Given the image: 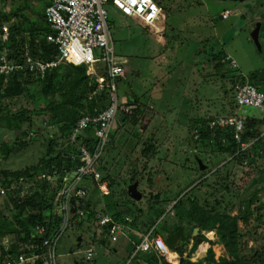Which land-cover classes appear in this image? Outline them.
<instances>
[{
  "label": "rangeland",
  "instance_id": "374dc122",
  "mask_svg": "<svg viewBox=\"0 0 264 264\" xmlns=\"http://www.w3.org/2000/svg\"><path fill=\"white\" fill-rule=\"evenodd\" d=\"M44 3V0H0V13L10 14V21H2L3 28H10L14 21L21 22L26 28L32 23L44 28L46 23L41 18ZM160 3L164 12L159 35L135 16H125L117 8L109 7L115 54L126 67L124 79L118 81L120 99L128 101V97L137 96L139 105H144L145 110L137 125L123 122L122 116L114 123V140L102 156V172L113 181L110 196H102L96 189L86 198L96 213L110 210L117 214L115 201L132 207L133 211L139 209L140 214L130 215L135 218L134 225L140 233L132 231L129 236L105 237L96 222L85 219L80 225L78 220L81 219L71 216L56 246L57 264H75V261L79 264H164L161 257L149 261L148 253L139 252L132 257L133 242H138L145 230L154 225L164 238L182 234L184 255L191 254L192 261L204 258L210 246L214 248L216 258L223 256L224 248L218 235L210 232L208 235H214V239L200 240L193 250L201 236L197 233L198 227L192 231L188 228L187 214L192 207V198L237 216L240 255L251 264H264V108L245 107L241 113L234 102V88L240 80L249 81L247 75L256 71L264 81V0H162ZM223 8L232 11L228 19L220 16ZM255 21L263 23L258 42L252 39L250 32ZM166 29L171 44L183 48L176 53L179 67L172 66L167 58L169 37L166 39ZM50 33L40 30L37 39L45 36L48 39ZM206 39L208 43H203ZM2 50L0 46V52ZM219 52L228 54L237 64L233 65L225 54L221 59L225 65L218 67L214 57ZM63 64L67 67L58 70L55 78L62 89L61 94L44 91L45 83L41 80L28 84V94L11 99L3 98L0 92L1 109L5 107L10 112L27 110L33 123L30 124L26 116L14 117L11 113L4 117L5 120L0 119V160L3 159L1 148H5L6 142H14L21 132H26L23 140L29 141L28 145L1 161L0 168L17 170L38 164L41 158L48 157L51 142L55 143L53 154L64 148L65 135L62 136L58 123L49 119L45 111L48 106L59 104L68 97L75 70L70 63ZM67 68L72 76L62 80ZM155 78L159 79L155 82ZM162 80L164 87L160 84ZM183 81L192 85L190 97L184 95L186 86L180 84ZM236 112L246 117L248 126H252L260 138L258 143L252 140L258 137L248 141L249 156L242 163L237 162L234 154L222 149L225 139H222L223 145H218L213 136L191 139L193 120L210 121ZM191 143L195 145L194 149H191ZM168 144L173 145L170 155L165 148ZM161 146L163 148L159 150ZM193 150L209 164L204 172L198 169ZM133 164L141 174L140 200L133 199L128 193L127 181ZM41 174L33 177L30 193L43 182ZM156 181L161 184V190L164 189L160 192V202L152 197L160 191L155 189ZM14 191L16 189L11 188L0 196V224L6 225L7 229L18 227L14 216L17 211L8 203ZM105 203L111 204L110 209ZM85 206L84 200L81 208L84 210ZM79 231L82 238L77 247L75 240ZM4 236L18 246L17 250H22L29 242L22 240L24 235L14 232H0V241ZM104 240L107 241L104 243ZM124 241L128 242L125 244ZM204 242H209V246L202 247ZM90 245L96 248V255L94 260L86 261L85 252ZM201 248L205 250L203 255L198 253Z\"/></svg>",
  "mask_w": 264,
  "mask_h": 264
},
{
  "label": "built area",
  "instance_id": "2783aa9c",
  "mask_svg": "<svg viewBox=\"0 0 264 264\" xmlns=\"http://www.w3.org/2000/svg\"><path fill=\"white\" fill-rule=\"evenodd\" d=\"M45 18L51 28L49 41L57 47L58 54L54 59L46 60L34 57L29 48H25L22 60L8 57L7 51L0 52V74L6 78L20 72H31L44 78L49 70L63 63L75 65L85 64L88 71L94 75L97 89L108 90V102L95 112H83L68 132L64 154L70 155L74 165L70 169L45 170L40 178L54 190L50 198L52 208L47 214L50 221L47 224H37L33 227V241L26 242L23 249L12 252L13 242L8 236L0 241V264H57L56 246L66 230L71 216L81 219L86 214L81 206L92 188L99 194L107 196L111 193L110 180L105 177L100 166L102 156L111 142L112 130L118 117L132 113L135 105L120 99L118 81L126 75L124 61L116 56L112 32L109 24V7L117 8L125 16H135L152 29L155 35L162 32L163 6L157 0H44ZM229 10L222 13L226 18ZM3 41H7L9 30L3 28ZM230 59V57H227ZM231 60L236 65L235 60ZM92 96V94H91ZM236 110L255 107L264 108V90L250 81L236 84L234 88ZM242 113V112H241ZM211 128L230 129L233 139L241 144L240 151L247 150L248 142L242 140L246 130V117L239 114L219 116L210 122ZM195 137L199 134L195 130ZM253 143L255 139H252ZM39 173V174H40ZM35 179L21 176L16 184L6 186L0 179V196L9 189L19 188V195L24 197ZM76 202L77 211L72 212V203ZM102 210V209H101ZM58 224L54 220H59ZM96 222V227L103 231L107 227L109 237L127 236L132 231L133 216L126 214L117 219L113 213L99 211L89 219ZM215 231V230H214ZM198 233V232H197ZM208 239L207 230L201 232ZM140 241L134 242L135 257L138 252L155 251L159 257L171 264H179L181 254L173 250L165 238L156 232L155 225L147 228ZM41 250L39 251V249ZM172 254L175 257L172 258ZM96 255L93 245L85 252V260L92 261ZM185 256V255H184Z\"/></svg>",
  "mask_w": 264,
  "mask_h": 264
},
{
  "label": "trees",
  "instance_id": "16d2710c",
  "mask_svg": "<svg viewBox=\"0 0 264 264\" xmlns=\"http://www.w3.org/2000/svg\"><path fill=\"white\" fill-rule=\"evenodd\" d=\"M45 5V3H44ZM45 7L43 6V11L41 13L42 22H44V28L41 27L37 23H32L29 25L28 28L24 27L21 22H15L13 23L9 30V37L7 41H3L2 37L0 36V46L2 51H7L8 57L11 59H15L17 61L22 60V55L24 52V49L27 47L30 49L32 55L37 58L51 60L54 59L57 54V47L54 43L50 42L47 37L38 40L37 37L40 34V30H46V32H51V28L49 27L46 18H45ZM0 33H3V22L10 21V14H6V12L0 13ZM1 35V34H0ZM223 50V49H222ZM1 51V52H2ZM225 52V51H224ZM218 54V55H217ZM214 59H216L217 66L222 67L225 65L224 62L221 61L225 54L222 55L221 52L217 53ZM70 65L74 68L75 72L73 74L72 83L67 91L68 97L64 99L59 104L48 106L45 111L47 114H49V119L55 120L56 123H58L59 132L62 134V136L65 135V141L68 135V132L71 130L73 125L76 123L78 118L81 116L83 112H95V109L101 110L103 109L107 102H108V90H98L97 89V82L95 81L94 75L88 71V67L85 64L82 65H75L73 63H70ZM67 67L64 64H60L58 67L53 68L52 70H49L44 78H40L36 75H33L31 72H20L12 74L10 77L6 78L4 75L0 74V92H2L3 98L5 99H11L12 97H16L23 94H28L29 86L28 84H32L34 81L41 80L45 83L44 85V91H53L55 94H61V90L59 85H57L55 78L58 74V70L61 68ZM67 71H64V78H67L68 76H72L71 72H69V69H66ZM258 73L255 71L247 76H250V82L257 85L259 88L264 90V81L263 79H260V77L257 76ZM241 83L246 82V80H240ZM263 86H262V84ZM92 94V96H91ZM128 102L136 105L134 111L129 114H125L122 116L123 122H129L133 125H137L139 121H141V118L143 117V113L145 110V106L139 105L138 102H140L139 98L137 96L134 97H128ZM2 102L0 103V105ZM236 107V106H235ZM0 112L2 115H0V119L5 120L4 117L9 115H13L14 117H27V121H30V124L32 123V115L27 110L17 111V112H10L7 108H0ZM30 114H27V113ZM215 120V119H214ZM214 120H201L196 119L192 121V126L190 127V133H191V139L193 140L195 137V130L198 131V138L200 139H209L212 136L215 138V142L218 145H223L222 139H225V142L222 147V149L228 153L234 154L237 159V162L240 161L241 163L244 161L243 159H248L247 150L245 151H239L241 148V144L237 143L233 137L232 133L230 132V129H222L220 127L218 128H211L210 122ZM208 122V123H207ZM206 125V127H205ZM255 133V130H253L252 126H248L246 121V130L243 133L242 140L244 142H248L250 139L254 137H258L255 142L258 143L259 136ZM26 136V132H21L17 135V138L14 142H6L5 148H1L3 153V159L0 160V162L6 160L8 156H10L11 153L16 152L18 149L23 148L24 146L29 144V141L23 140ZM111 141H113V134L111 135ZM150 138V137H149ZM197 139V138H196ZM195 140V139H194ZM193 140V141H194ZM197 142V141H195ZM57 143V141H56ZM54 142H51V146L49 149V153L47 154L48 157H43L40 159L38 164L32 165L29 167H25L23 169H17V170H9L0 168V179L6 186H10L12 184H16V182L19 180L21 176H25L28 178L35 177L36 174H39L42 171H45L47 169L53 170V166L58 167L59 169H63L64 167H68L70 169L72 165H74L70 155H65L64 153L67 151L70 152L68 148L62 147L61 151L58 153L53 154V146ZM191 149L195 148L194 144H190ZM3 147V146H2ZM52 147V148H51ZM148 152H151L150 150ZM158 152V150L156 151ZM193 152H196L199 154L196 150H193ZM192 152V154H193ZM204 159V158H203ZM205 161V160H204ZM207 163V162H206ZM208 164V163H207ZM209 165V164H208ZM101 170L103 168L102 163L100 166ZM138 168L136 164L132 165L131 173L134 174V176L129 177L130 180L134 181L137 173ZM204 172V171H203ZM131 175V174H130ZM109 179V177L105 176ZM110 180V179H109ZM115 180V179H114ZM110 184H112V181L110 180ZM95 191V188H92L90 191L93 193ZM8 203L12 204L14 206V209L17 211V213L14 214L15 221L18 223V227H10V229H7V226L0 224L1 230L0 232H11L16 234H22L24 235L22 238L23 241L31 242L33 241L32 232L33 227L37 224H47L50 220V215L47 214L48 211L52 208V203L50 202V198L53 196L54 190L50 189L48 184L45 182H41L38 187L34 189L30 193H28L21 197L19 195V188H16V191L12 192ZM15 193V194H14ZM111 194V193H110ZM107 195V196H110ZM153 198L157 199V202H160V198L162 199V194L156 193L152 196ZM192 207L189 213L187 214L188 221H189V230H193L194 228H199L198 235L202 241L207 240L205 235H203L201 232L203 230H207V233H213L215 230L216 235L219 237L220 243L223 245L224 248V254L223 256H220L219 258H216L215 250L212 246H210L207 250L206 256L203 258H200L196 261H192L190 258L191 254H188V256H184L185 250L183 249V243H181V236L182 234L178 235H169L165 237L166 242L168 245L175 251L179 252L181 254L180 263L179 264H251L246 258L240 255L239 253V238H240V231H239V219L235 215H231L228 212H221L217 210L215 207L212 206H206L200 203V201L197 199L192 198L191 200ZM85 216L81 218L79 221V224L81 225L85 219H90L95 215V208H93L92 205H90L87 202V199H85ZM114 206L116 208L117 214L113 213V215L119 219L122 216L126 214H132L135 215V211H133V208L128 205H123L119 201L113 202ZM108 203H105V206L107 209H110ZM109 207V208H108ZM138 211L139 209H135ZM111 212L110 210H108ZM112 213V212H111ZM124 214V215H123ZM59 220H54L55 224H58ZM135 218L133 217L132 225L136 224ZM135 226V225H134ZM108 230L107 227L101 231L102 235L105 237H108L107 234ZM157 232V229H156ZM158 233V232H157ZM198 238V239H199ZM140 239V238H139ZM104 240L103 242L105 243ZM140 241V240H138ZM208 241V240H207ZM198 243L195 244L193 247V250L196 249V246L199 245ZM205 243V242H204ZM18 246L16 244H13L12 246V252L17 251ZM41 248L39 249V251ZM194 251L191 250V253ZM139 253V252H138ZM138 253L136 255H138ZM148 253V256L150 257L149 261L152 259H159V255L155 251L150 252H143ZM164 259V258H162ZM148 260V259H147ZM164 264H171L169 262H165ZM153 264V263H150Z\"/></svg>",
  "mask_w": 264,
  "mask_h": 264
},
{
  "label": "crops",
  "instance_id": "0c3cea01",
  "mask_svg": "<svg viewBox=\"0 0 264 264\" xmlns=\"http://www.w3.org/2000/svg\"><path fill=\"white\" fill-rule=\"evenodd\" d=\"M160 1H162V0H157V2H159L160 3ZM236 1V0H235ZM237 1H245V0H237ZM262 1V0H261ZM161 4V3H160ZM162 5V4H161ZM163 6V5H162ZM164 8V7H163ZM225 10H228V9H226V8H223L222 10H221V12H220V16L222 17V13L225 11ZM230 11V14L228 15V17L232 14V11L231 10H229ZM228 17H226V18H223V19H228ZM255 22H257V21H255ZM259 22V21H258ZM261 23V27H260V35H261V31H262V28H263V23H262V21L260 22ZM168 28V27H167ZM166 31H167V29H166ZM167 33V37H166V39L169 37V39H168V44H167V48H168V50H169V53H168V59H170V61L173 63L172 64V66H177V67H179V65H178V62H177V55H176V53H178V52H180L183 48H180V45H177V46H175V43H172L171 44V39H170V35H168V31L166 32ZM260 35H259V39H260ZM173 38V37H172ZM203 43H208V39H206V40H203L202 41ZM181 44H183V43H181ZM212 48H214V47H212ZM224 51V50H223ZM226 54V53H225ZM227 56H228V54H226ZM162 77H164V75H162L161 76V78ZM124 79V78H123ZM159 78H155V82L158 80ZM199 81V80H198ZM162 86L163 85H165V82H164V80H162L161 81V83H160ZM180 84L181 85H183V86H186L185 87V93H184V95L186 96V97H190V95H191V93H192V91H193V88L192 87H190V86H192V85H190L189 86V84L187 83V84H185V82L183 81V82H180ZM157 86V85H156ZM154 87H155V85H154ZM164 87V86H163ZM188 87V88H187ZM172 146L173 145H171V144H168V147H165L166 149H167V151H168V153H169V155H170V153H171V151H172ZM162 146L161 147H159V150H162ZM172 161V159L171 160H169V163ZM138 171V175H139V184H140V171H139V169L137 170ZM113 182V181H112ZM161 185V184H160ZM158 183H157V181H156V187H155V189L157 190V189H160V191L158 190L156 193H159V194H161L160 192H162L163 190H161V188H162V186H160ZM168 190V189H167ZM136 211V210H135ZM135 214L136 215H138V214H140V212H138V211H136L135 212ZM132 231H134V233H137L136 231H138L139 232V230L137 229V227L136 226H133L132 227ZM132 231L130 232V233H132ZM214 231V230H213ZM140 233V232H139ZM213 234L215 235L216 234V231H214L213 232ZM129 235H131V234H129ZM128 235V236H129ZM214 235H212V237L211 236H209L208 237V239H209V241L210 240H212V239H214ZM141 238V237H140ZM128 241H124V243L126 244ZM134 243V242H133ZM207 242H205V243H203V245H202V247H204L205 245L208 247L209 246V242L206 244ZM200 247V246H199ZM199 253V252H198ZM203 257V256H202Z\"/></svg>",
  "mask_w": 264,
  "mask_h": 264
},
{
  "label": "water",
  "instance_id": "95a60500",
  "mask_svg": "<svg viewBox=\"0 0 264 264\" xmlns=\"http://www.w3.org/2000/svg\"><path fill=\"white\" fill-rule=\"evenodd\" d=\"M260 27H261L260 22H255L253 24V26L251 27V31H250L251 36L255 42L259 41ZM193 154H194L195 160L197 162L198 169L200 171H205L206 169H208L209 165L204 161L203 157H201L196 152H193ZM127 186H128V193H129L130 197H132L135 200H140L142 198V193L139 190V175H138V173H137V176H136L134 181H132V180L127 181ZM71 203H72V212L75 213L77 211L76 202L74 200H72ZM81 238H82V233H81V231H79L78 236L75 240V245L77 247H79L81 245ZM198 240L200 242L201 239L199 238ZM75 264H79L78 261H75Z\"/></svg>",
  "mask_w": 264,
  "mask_h": 264
},
{
  "label": "bare ground",
  "instance_id": "6f19581e",
  "mask_svg": "<svg viewBox=\"0 0 264 264\" xmlns=\"http://www.w3.org/2000/svg\"><path fill=\"white\" fill-rule=\"evenodd\" d=\"M204 249L203 248H201L200 250H199V254H202L203 255V253H204ZM175 257V254H172V258H174Z\"/></svg>",
  "mask_w": 264,
  "mask_h": 264
},
{
  "label": "flooded vegetation",
  "instance_id": "af4514ba",
  "mask_svg": "<svg viewBox=\"0 0 264 264\" xmlns=\"http://www.w3.org/2000/svg\"><path fill=\"white\" fill-rule=\"evenodd\" d=\"M132 176H134V174H133V173H131L130 177H132Z\"/></svg>",
  "mask_w": 264,
  "mask_h": 264
}]
</instances>
